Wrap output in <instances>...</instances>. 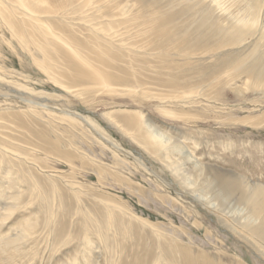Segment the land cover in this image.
Returning <instances> with one entry per match:
<instances>
[{"label":"rangeland","instance_id":"rangeland-1","mask_svg":"<svg viewBox=\"0 0 264 264\" xmlns=\"http://www.w3.org/2000/svg\"><path fill=\"white\" fill-rule=\"evenodd\" d=\"M29 1H0V264H264L204 205L212 171L264 187V19L222 23L252 0Z\"/></svg>","mask_w":264,"mask_h":264},{"label":"bare ground","instance_id":"bare-ground-1","mask_svg":"<svg viewBox=\"0 0 264 264\" xmlns=\"http://www.w3.org/2000/svg\"><path fill=\"white\" fill-rule=\"evenodd\" d=\"M16 1L18 3L19 7L21 6L22 8L26 9L25 11L28 12L29 15L34 14L37 11V8H36L34 1H29V0L28 1L27 0H16ZM87 1L90 2L91 0H87ZM213 1H214V3H216V5L220 6V9L222 11L224 10V8H222L220 0H213ZM237 4H239V8L237 10V13L231 14L230 19L232 20V22H224V20H222V23L226 24L225 29L223 28L224 34L225 35L230 34L234 40H236L237 38H243L246 34H252L255 31L259 21L261 19H264V8H263L264 0H252V3L251 2H250V4L245 3L242 6H240V2H238ZM0 7H1V5H0ZM263 36H264V33L259 36V39L261 40ZM180 45H181V43H180ZM255 45H256V47H258L257 44H255ZM162 47H164V46H162ZM175 47H177V46H175ZM216 48H217V46H216ZM183 49H184V47H183ZM150 50H151V48H150ZM72 52L74 55L72 57H77L81 60L80 55L77 53V51L75 49H72ZM198 55H199V53H198ZM148 59L151 61H154V60L150 59L149 57H148ZM159 59H161V58H159ZM149 60H147V61H149ZM163 60H165V59H163ZM198 61H199V59H198ZM156 62H159V61H156ZM173 62H174V60H173ZM171 63H172V60H171ZM239 64H237V65H239ZM166 65H169V64L166 63ZM171 65H173V64H171ZM187 65H188V63H187ZM175 66H177V65H174V67ZM157 67H159V65H157ZM164 67L166 69V66H164ZM188 67H189V65H188ZM233 68H234V66H233ZM174 70H176V69H174ZM252 71L254 72L255 70L252 69ZM157 72H160V70L158 69ZM182 73H183V71H182ZM217 76H218V74H217ZM252 76H254V75H252ZM93 77L100 78L102 80L101 82H103V83L106 82V80L97 72H94ZM181 77H184V76L182 75ZM155 78L156 77H154V79ZM159 78H161V77H159ZM162 79L164 80L165 78H162ZM197 81H198V79H197ZM164 83H166V82H164ZM170 83H172V82H170ZM162 84H163V82H162ZM170 85H172V84H170ZM182 85H183V83H182ZM187 86H188V84H187ZM191 86H189V87H191ZM142 121H143V118H141V123H142ZM143 123H144L145 127L149 130V131H146V133L144 134V139L147 142H151V141L154 142L156 140H159L160 142L165 144L164 140L165 141L170 140V138L163 135V132L159 131L160 128L156 127L150 121L144 120ZM188 161H190V160H188ZM186 164H187L186 159L182 156L181 159H179L177 161V164L175 166L177 167L179 174H182V176L188 177L187 174L190 175V173H191L190 171L194 168L193 167H187ZM196 170L198 171L200 169H196ZM209 174H210L211 179H212L210 185L217 187L218 192L217 193L215 192V197H216L215 202L214 201L211 202L210 201L211 199H209V201L206 202L204 205H206L211 211L220 213L224 217H226V214L224 213V209L230 208L232 210V212H234L232 214L235 215L234 217L237 218L238 222L235 220V218L229 219L228 217H226L227 220H229L233 224L234 227H236L238 229L241 228V229L246 230V232L251 237H253L255 239V243H258L260 246H263L264 245V187L257 186V185H246L245 186V185H242L240 183L237 186L231 182L234 180H231L227 174H224L221 172H216V171L209 172ZM179 179H181L184 182H186L188 180L187 178H184V177H179ZM218 194H221V196H219ZM205 199H207V198L205 197ZM218 202H220V203H218ZM22 234L23 233L21 232L20 234H18V236L22 235Z\"/></svg>","mask_w":264,"mask_h":264}]
</instances>
